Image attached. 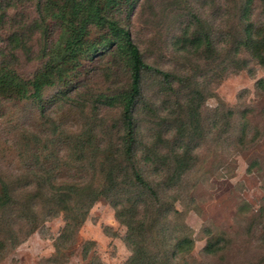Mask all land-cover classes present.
<instances>
[{
	"label": "rangeland",
	"instance_id": "obj_1",
	"mask_svg": "<svg viewBox=\"0 0 264 264\" xmlns=\"http://www.w3.org/2000/svg\"><path fill=\"white\" fill-rule=\"evenodd\" d=\"M6 2L0 47L17 16ZM23 10L37 16L33 2ZM192 12L204 25L198 48L182 44ZM113 16L145 63L174 75L166 84L144 73L134 109L135 161L155 195L130 189L119 198L135 210L143 258L132 264H264V65L243 44L246 24L264 30L263 0H137ZM37 39L17 62L26 78L39 67ZM125 71L100 49L45 90L41 108L0 94V197L5 188L15 191L0 207V264L128 263V230L110 199L96 201L68 237L61 236L65 215L48 214L50 176L73 187L77 204L81 183L101 182L117 163L110 151L121 131L119 109L90 99L128 84ZM182 239L189 242L184 252L174 248ZM209 242L220 247L216 254H206Z\"/></svg>",
	"mask_w": 264,
	"mask_h": 264
},
{
	"label": "trees",
	"instance_id": "obj_2",
	"mask_svg": "<svg viewBox=\"0 0 264 264\" xmlns=\"http://www.w3.org/2000/svg\"><path fill=\"white\" fill-rule=\"evenodd\" d=\"M137 0H7L5 7L16 9L17 16L12 17L10 32L0 47V94L18 100H31L36 103L42 101L43 92L51 87L65 83L71 73L81 66L82 60L89 59L91 53L98 50L109 51L116 59L123 63L128 77V84L121 89L109 93H95L90 100L100 106L117 108L120 112L121 131L114 143L111 153L112 161H117L101 175L99 183H81V201L77 204L73 200L72 190L67 182L57 183L52 176L49 178V203L52 205L48 214L62 212L65 215V224L61 236H70L76 232L85 221L90 207L102 198L110 199L115 208L116 218L127 227L126 243L133 250L127 264L134 260L139 261V250L142 248L136 240L135 215H132L134 205L125 208L120 203V197L126 195L127 190L141 189L144 194L155 195V191L143 177L137 161H135L136 126L134 109L141 95V81L144 73H152L161 77L166 84L174 76L169 70H164L145 63L139 46L134 42L128 29L114 17L120 8L131 9ZM34 3L37 16L26 17L23 7ZM247 5H244L245 13ZM264 11V0H263ZM6 9L4 10V13ZM192 20L187 22L182 30L185 42L198 48L202 42L201 20L193 12ZM5 14L0 15V24ZM195 24L199 29H193ZM201 29V30H200ZM192 30V31H191ZM93 32L98 35L91 39ZM191 37H186L190 35ZM58 33L57 39L53 35ZM38 38L41 46L35 58L39 61L38 69L30 76L20 75L17 65L20 56H29L33 53L31 43ZM183 39V40H184ZM209 38H206L209 43ZM178 40V39H177ZM182 40V41H183ZM243 44L249 54L264 65V30L252 31L251 25L244 27ZM32 58H29L31 60ZM150 73V74H151ZM40 106V105H39ZM41 108V106H40ZM109 145V144H107ZM94 183V182H93ZM77 184V183H76ZM74 184V185H76ZM78 185V184H77ZM134 185L138 187H133ZM149 187L147 189L146 187ZM129 188V189H128ZM36 187L29 189L36 190ZM14 190L4 189V197H0V207L9 206ZM138 193V192H137ZM140 194V192H139ZM138 194V195H139ZM49 215V216H50ZM140 226H143L141 223ZM189 242L185 239L174 244L180 251L188 248ZM184 245V246H183ZM220 247L209 242L204 247L206 254H216ZM88 246L84 247V257H87ZM144 264L149 258L142 260ZM86 264H91L89 261ZM93 264V263H92ZM99 264H101L99 262Z\"/></svg>",
	"mask_w": 264,
	"mask_h": 264
}]
</instances>
